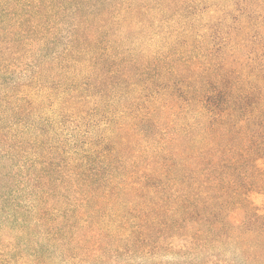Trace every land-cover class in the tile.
<instances>
[{
	"label": "trees",
	"instance_id": "1",
	"mask_svg": "<svg viewBox=\"0 0 264 264\" xmlns=\"http://www.w3.org/2000/svg\"><path fill=\"white\" fill-rule=\"evenodd\" d=\"M264 0H0V264H264Z\"/></svg>",
	"mask_w": 264,
	"mask_h": 264
},
{
	"label": "rangeland",
	"instance_id": "2",
	"mask_svg": "<svg viewBox=\"0 0 264 264\" xmlns=\"http://www.w3.org/2000/svg\"><path fill=\"white\" fill-rule=\"evenodd\" d=\"M255 200L262 202L264 204V194H261V196L255 197Z\"/></svg>",
	"mask_w": 264,
	"mask_h": 264
}]
</instances>
